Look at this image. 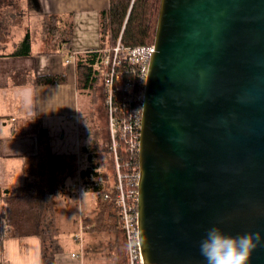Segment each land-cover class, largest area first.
Returning <instances> with one entry per match:
<instances>
[{"label":"water","instance_id":"95a60500","mask_svg":"<svg viewBox=\"0 0 264 264\" xmlns=\"http://www.w3.org/2000/svg\"><path fill=\"white\" fill-rule=\"evenodd\" d=\"M144 88V264H205L212 226L264 238V0H161ZM249 264H264V239Z\"/></svg>","mask_w":264,"mask_h":264},{"label":"crops","instance_id":"0c3cea01","mask_svg":"<svg viewBox=\"0 0 264 264\" xmlns=\"http://www.w3.org/2000/svg\"><path fill=\"white\" fill-rule=\"evenodd\" d=\"M24 2L25 16L28 17V22L34 21L39 25L40 35L44 36L43 40L48 41L43 27L42 17L45 15L58 16L63 25L71 22L73 32L70 53L51 44L43 48L32 38L31 27L28 28L26 35L22 31L21 35L14 38L11 33V41L8 39L6 45L0 50V264H42L40 238L28 236L8 239L2 234L3 167L8 169L14 167L16 161H21V170L19 167L18 169L24 171L34 158L44 153V141L52 153L60 155L52 149L53 132L63 130L66 123H73L75 119L79 121L81 114V95L77 88L75 57L90 51L102 52L111 46L105 41L103 33V14L108 11L110 0H25ZM25 27L27 29V25ZM10 30L8 29L6 33H10ZM27 35L31 40L30 53L20 55V51L15 49L23 43ZM61 74L67 75L66 83L43 85L36 82L42 76ZM43 130L45 132H42ZM41 132L42 136H40ZM73 183L74 181L70 184ZM84 189H86L85 186L80 193L70 189L71 199H68V203H77V194H80L83 200L84 195L81 193L85 192ZM81 206L79 207L80 215L75 216L70 222L71 229L73 230L75 226V230L79 231L72 236L71 245L70 243L65 245L61 240L58 223H61L62 217L60 215L61 218L58 221L59 212L57 213L59 238L65 251L57 256L56 264H110L109 261L103 263L102 259L98 258H88L86 261V251L89 255L95 250L103 251L106 247H114L116 232L111 225H106L107 217L102 222L99 221L101 224L99 223L94 230L92 225L87 229L82 218ZM67 222L68 220L63 223L68 226ZM82 227H85V230L82 235L83 243L80 244L76 237ZM109 232L114 233L115 236L109 239L107 245L105 234ZM69 246L73 249L72 251L74 248L80 250L79 253H82L83 257L75 258L74 253L71 258L67 257ZM115 263L116 258L111 264Z\"/></svg>","mask_w":264,"mask_h":264},{"label":"trees","instance_id":"16d2710c","mask_svg":"<svg viewBox=\"0 0 264 264\" xmlns=\"http://www.w3.org/2000/svg\"><path fill=\"white\" fill-rule=\"evenodd\" d=\"M161 7V0H110L109 9L103 14L104 39L111 38V45H115L121 38L126 47L141 45H152L156 37L158 17ZM43 18L44 32L48 36L51 45L71 52V37L73 24H62L60 18L54 15H45ZM106 40V39H105ZM107 41V40H106ZM30 36L27 35L19 48L20 55H29L31 50ZM106 54L104 52L90 51L80 53L75 57L76 79L79 94L84 93L97 103L99 98L105 108L107 143L103 150L108 156L113 171V185L109 191L97 194L98 213L94 219H84L86 227L92 225L94 230L97 225L107 219L110 214H116L117 209L114 201L104 199L106 194L116 196L117 170L114 154L111 150V132L109 125V113L106 104L105 76L109 68L105 65ZM121 70L129 73L128 66H122ZM126 77H131L127 74ZM67 81V75H46L39 77L36 82L41 84H63ZM100 94V97H99ZM86 96V95H85ZM42 132H45L44 130ZM42 132L40 136H42ZM96 133V130H94ZM44 141V153L33 159L37 168L39 183L31 182L27 177L26 181L14 191L6 190L2 193V234L4 237L23 238L37 236L42 241V264H56L57 256L64 253L59 238L57 227L58 197H65L69 194L71 182L78 178V172L84 184L92 181L93 177L102 176L98 171V165L92 163L94 154L88 150L85 152L90 159V165L81 170L77 167V155L65 156L56 155L50 151L48 144ZM102 144V143H101ZM120 170L125 181L134 177L135 168H139V154L131 153L120 144L119 151ZM31 164V163H30ZM29 164V165H30ZM27 169V168H26ZM69 183V184H68ZM103 183H96V191L103 186ZM109 213V218H108ZM107 215V216H106ZM113 219V218H111ZM100 221V222H99ZM117 223V221H116ZM101 224V223H100ZM110 226V225H109ZM115 228L117 232L116 246L118 261L120 264H127V250L124 234Z\"/></svg>","mask_w":264,"mask_h":264},{"label":"rangeland","instance_id":"374dc122","mask_svg":"<svg viewBox=\"0 0 264 264\" xmlns=\"http://www.w3.org/2000/svg\"><path fill=\"white\" fill-rule=\"evenodd\" d=\"M25 0H0V50L3 49V47L6 45V42L8 39L11 41L13 33L14 38L18 37L20 32L23 31V34H25L27 31H29L28 28L31 27V36L32 38L40 43L43 48H47V45H50L49 42L45 39L43 40L44 36L40 35L39 32V25L36 24V22H31L27 20L28 17L25 16ZM31 24V26H29ZM27 25V29L25 27ZM29 26V27H28ZM14 30L10 33H6L7 30ZM28 33V32H27ZM26 33V34H27ZM25 34V35H26ZM24 35V36H25ZM11 38V39H10ZM106 42L111 45V38H105ZM22 45V43H21ZM21 45L18 46L15 51L19 50L21 48ZM109 48V47H108ZM86 95V96H85ZM84 93L80 97V105H81V114L79 121L77 119L74 120V122H68L65 126H63V130H57L56 132H53L52 136V149L54 152L60 153L65 156H71V155H77V167L80 171L81 168L89 166L91 163L90 159H88V154L85 152H90L94 154V157L92 159V163L95 165L97 164L99 173L102 174V176L93 177L92 181H88L86 184L83 182V187L85 186L86 189H84L85 192H82L81 195H84V199L81 200L80 194H77V203L72 202L68 203V199H71V191H69V194L65 195V197H58L57 201L59 202L58 207V221H60V218L62 217L63 222H66L68 220V226H66V223H63L61 220V223H58V227L60 228L61 232V240L64 242V244L70 245L72 244L71 238L73 235H75L77 230H75V226L73 227V230L71 229V223L72 219L76 216L80 215L79 207L81 206V214L83 220L90 217L91 219L95 218L98 211V203H97V194L102 193L104 191H109L110 186L113 185V171L111 168L110 161L108 159V156L106 155L105 150H103L106 146L107 141V134H106V114H105V108L102 104L101 99L99 98L98 102L95 104L93 103V99L87 94ZM100 97V94H99ZM94 130H96V133H94ZM102 143V144H101ZM79 154V155H78ZM21 161H16L14 167H9L8 169L3 167V174L1 180H3L1 184L2 192L4 193L6 190H14L20 184L22 185L27 177L31 178V182L34 184V182L39 183L38 173L35 171L36 165L34 163H31L28 165L27 169H24V171H20L21 169ZM19 167V169H18ZM7 170V171H6ZM7 175V176H6ZM79 176V172H78ZM77 180V179H76ZM73 182V181H72ZM75 182V181H74ZM103 183V186L99 188V192H97L95 184L96 183ZM40 184V183H39ZM69 184V183H68ZM82 187V188H83ZM66 198V200H65ZM78 207V208H77ZM61 215V217H60ZM112 217L107 219L106 225H111V222L113 226L117 227L116 223V215L114 213L111 214ZM113 218V219H111ZM77 219V218H76ZM95 221V219H94ZM61 226V227H60ZM83 231L85 230V227H83ZM87 229H89L87 227ZM115 230V228H113ZM83 231L79 233V235H83ZM116 232V230H115ZM106 244L108 245L109 239L114 238V233H106ZM116 232V237H117ZM78 236V235H77ZM79 237V236H78ZM83 237V236H82ZM75 238V237H74ZM116 239V238H115ZM83 241V240H82ZM105 244V245H106ZM71 246L68 247L67 250V257L72 256V254L79 255L80 250H77V248L73 249ZM72 251V252H71ZM88 251L85 252V259L86 261L88 258H98L102 259L103 263H106L109 261V263H113L114 258H116V263L120 262L118 261V254H117V246L115 242V246L112 248H104V250H95L91 252V254L88 255ZM115 263V264H116Z\"/></svg>","mask_w":264,"mask_h":264},{"label":"built area","instance_id":"2783aa9c","mask_svg":"<svg viewBox=\"0 0 264 264\" xmlns=\"http://www.w3.org/2000/svg\"><path fill=\"white\" fill-rule=\"evenodd\" d=\"M102 52L107 55L105 65L109 68L105 76L106 104L112 139L111 150L117 170L116 196L106 194L104 199L114 201L116 206L117 227L124 234L126 241L127 264H144L137 220L139 168L133 169L134 177L125 181L117 151L122 143L128 152L139 154L144 88L155 46L152 44L126 47L120 38L115 45ZM122 66L129 67L130 72L127 74L132 78L126 77V72L121 70ZM70 189L80 193L81 177L75 180ZM83 229L82 227L81 230ZM78 236L76 240L82 244L83 237ZM73 257L82 258L83 255L73 254Z\"/></svg>","mask_w":264,"mask_h":264},{"label":"clouds","instance_id":"9594fccd","mask_svg":"<svg viewBox=\"0 0 264 264\" xmlns=\"http://www.w3.org/2000/svg\"><path fill=\"white\" fill-rule=\"evenodd\" d=\"M262 239L259 233L233 236L219 226H212L200 240L199 252L205 264H249Z\"/></svg>","mask_w":264,"mask_h":264}]
</instances>
